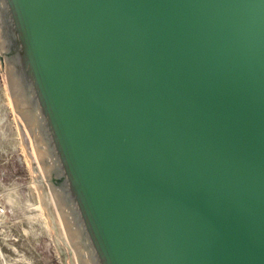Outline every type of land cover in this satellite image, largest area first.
Returning <instances> with one entry per match:
<instances>
[{
    "label": "water",
    "instance_id": "obj_1",
    "mask_svg": "<svg viewBox=\"0 0 264 264\" xmlns=\"http://www.w3.org/2000/svg\"><path fill=\"white\" fill-rule=\"evenodd\" d=\"M0 5L70 264H264V0Z\"/></svg>",
    "mask_w": 264,
    "mask_h": 264
},
{
    "label": "rangeland",
    "instance_id": "obj_2",
    "mask_svg": "<svg viewBox=\"0 0 264 264\" xmlns=\"http://www.w3.org/2000/svg\"><path fill=\"white\" fill-rule=\"evenodd\" d=\"M38 182L0 66V191L6 190L10 219L19 222L10 231L21 235L12 264H70L42 190L38 195Z\"/></svg>",
    "mask_w": 264,
    "mask_h": 264
},
{
    "label": "built area",
    "instance_id": "obj_3",
    "mask_svg": "<svg viewBox=\"0 0 264 264\" xmlns=\"http://www.w3.org/2000/svg\"><path fill=\"white\" fill-rule=\"evenodd\" d=\"M5 191L4 189L0 191V264H4L5 260L12 264L13 260L17 261L13 255H18L16 244L20 242L21 235L10 231V228L16 226L19 222L10 219ZM8 250L12 253L11 257L7 253Z\"/></svg>",
    "mask_w": 264,
    "mask_h": 264
},
{
    "label": "bare ground",
    "instance_id": "obj_4",
    "mask_svg": "<svg viewBox=\"0 0 264 264\" xmlns=\"http://www.w3.org/2000/svg\"><path fill=\"white\" fill-rule=\"evenodd\" d=\"M11 102H12V100H11ZM13 104V103H12ZM18 119V118H17ZM18 123H19V121H18ZM19 127H20V129H21V126H20V123H19ZM38 184V187H37V191H38V195L40 196V198H41V186H40V184H39V182L38 183H36V185ZM4 264H10L7 260H5L4 261Z\"/></svg>",
    "mask_w": 264,
    "mask_h": 264
},
{
    "label": "clouds",
    "instance_id": "obj_5",
    "mask_svg": "<svg viewBox=\"0 0 264 264\" xmlns=\"http://www.w3.org/2000/svg\"><path fill=\"white\" fill-rule=\"evenodd\" d=\"M0 6H3V5H0Z\"/></svg>",
    "mask_w": 264,
    "mask_h": 264
}]
</instances>
